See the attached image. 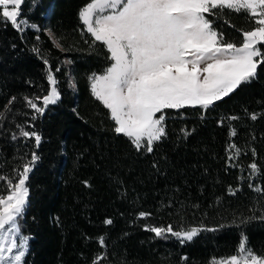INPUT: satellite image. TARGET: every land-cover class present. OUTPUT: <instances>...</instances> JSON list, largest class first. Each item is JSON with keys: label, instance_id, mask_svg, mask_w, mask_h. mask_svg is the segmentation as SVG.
<instances>
[{"label": "trees", "instance_id": "trees-1", "mask_svg": "<svg viewBox=\"0 0 264 264\" xmlns=\"http://www.w3.org/2000/svg\"><path fill=\"white\" fill-rule=\"evenodd\" d=\"M89 1L24 0L22 30L0 22V176L13 177V168L29 163L32 152L39 157L20 221L29 237L22 264H95L99 257L102 264H214L237 254L242 233L246 247L264 255V66L207 110H166L167 135L151 153L138 151L114 132L109 110L90 91L89 76L102 73L109 61L100 42L90 47L93 38L78 18ZM210 19L236 44L239 30L252 27L244 12L224 9ZM45 58L62 69L55 73L62 98L40 115L24 97L49 89ZM17 124L41 135L39 147L19 135ZM6 186L0 181V194ZM230 187L238 189L234 195ZM140 212L151 216L141 218ZM168 225L199 234L181 244L170 233L157 237L145 230Z\"/></svg>", "mask_w": 264, "mask_h": 264}, {"label": "snow or ice", "instance_id": "snow-or-ice-1", "mask_svg": "<svg viewBox=\"0 0 264 264\" xmlns=\"http://www.w3.org/2000/svg\"><path fill=\"white\" fill-rule=\"evenodd\" d=\"M23 3L24 0H0V22L22 30L27 23L23 19ZM224 9L244 12L252 21L250 29L239 30L242 36L239 46L227 41L210 19ZM78 18L84 31L93 38L90 47L100 42L108 53L109 65L101 74L89 76L91 94L109 110L114 132L129 138L138 151L151 153L154 142L167 135L166 110L186 107L207 110L242 84L251 82L258 67L264 66V0H90L79 10ZM28 26L39 30L36 25ZM47 34L53 36L50 29ZM55 47L67 51L59 42ZM64 63L72 61L66 59ZM43 64L48 69L49 89L42 96L24 97L27 107L40 115L62 98L55 75L61 72V67L53 69L46 58ZM16 100L17 97H10L5 111L11 112L9 106ZM36 118L32 116V120ZM256 118L252 114L251 119ZM27 126L35 127L31 121ZM16 127L20 136L34 140L39 147L40 134L19 124ZM12 139L17 136L14 134ZM229 147L235 149L236 155L240 154L235 144ZM38 159L37 153L32 152L29 163L13 168V177L0 176V181H6L7 185L3 189L6 194H0V264H21L25 256L29 237L21 234L19 221L29 202V173ZM249 168L252 174L258 171L255 162ZM84 183L87 186L88 182ZM237 190L229 188L233 195ZM139 216L151 213L140 212ZM104 223L111 225L113 221L106 219ZM145 230L157 237L170 233L181 244L193 241L199 234L197 228L175 231L172 225L146 226ZM98 242L106 245L103 236ZM246 242L242 233L237 254L214 264H264V255L254 253ZM103 259L99 257L95 264H102Z\"/></svg>", "mask_w": 264, "mask_h": 264}, {"label": "rangeland", "instance_id": "rangeland-1", "mask_svg": "<svg viewBox=\"0 0 264 264\" xmlns=\"http://www.w3.org/2000/svg\"><path fill=\"white\" fill-rule=\"evenodd\" d=\"M90 2V1H89ZM87 4V3H86ZM85 4V5H86ZM238 46H239V44H237ZM99 74H101V73H99ZM89 87H90V83H89ZM157 115H159V114H157ZM20 221H21V219H20ZM20 221H19V223H20ZM20 227H21V223H20ZM21 234L22 235H24V236H27L26 234H24L23 232H22V230H21ZM18 243H19V240H18ZM26 250H27V248H26ZM16 250H14V252H15ZM26 252V251H25ZM228 258V257H227ZM227 258H225V259H227ZM224 260V259H223ZM23 263V260H22V262H21V264Z\"/></svg>", "mask_w": 264, "mask_h": 264}]
</instances>
